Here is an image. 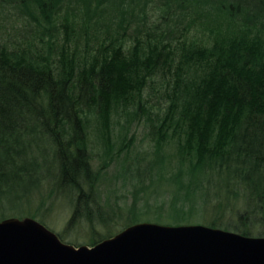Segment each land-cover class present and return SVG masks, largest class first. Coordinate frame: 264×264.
I'll list each match as a JSON object with an SVG mask.
<instances>
[{"label": "trees", "instance_id": "obj_1", "mask_svg": "<svg viewBox=\"0 0 264 264\" xmlns=\"http://www.w3.org/2000/svg\"><path fill=\"white\" fill-rule=\"evenodd\" d=\"M17 1L38 23L37 40L47 37L41 42L48 50L36 47L29 56L24 47L9 50L0 45V219H6L4 210L14 211L38 197V185L48 183V189L57 188L56 197L71 203L69 224L105 220L101 214L95 216L80 185L90 174L91 119L97 140L109 149L111 116L136 109V121L145 117L143 91L162 67L168 105L163 117H148L162 135L161 142L156 140L155 156H160L163 144L176 143L174 158L186 170L183 174L178 168L171 175L180 203L171 207V225L190 224L193 216L188 212L195 199L207 205L209 198L217 197L211 206L214 214H224L231 200L234 211L225 221L216 215L209 226L243 236L257 229L264 237V22L255 18L252 23L231 24V36L212 30L211 46H186L184 41L171 46L170 41L143 33L125 49L120 17L129 11L130 0L118 8L119 23L112 16V26L100 13L104 0H73L83 5L84 18L77 28L66 15L71 11L76 16L72 4L62 6L68 0ZM158 1L170 19L172 0ZM174 1L182 18L205 2ZM27 2L36 6L41 18L29 12ZM237 3L227 5L229 14L240 10ZM63 7L60 40L50 32ZM139 21L147 24L146 19ZM76 33L84 42L81 49L79 38L77 43L73 39ZM28 208L26 214L31 215ZM136 218L138 214L128 220ZM104 239H91L88 245Z\"/></svg>", "mask_w": 264, "mask_h": 264}, {"label": "rangeland", "instance_id": "obj_2", "mask_svg": "<svg viewBox=\"0 0 264 264\" xmlns=\"http://www.w3.org/2000/svg\"><path fill=\"white\" fill-rule=\"evenodd\" d=\"M124 1L126 0L103 1L100 13L106 19L107 26L111 24L112 16L119 23L118 8ZM130 1L132 3L129 6V11L120 17L123 20L120 33L123 31V35L126 37L123 40L125 49L131 47L137 34L143 33H151V36L170 41L171 46L178 45L180 41H184L186 46H211L213 43L212 30H219L220 34L231 36L232 33L229 32L233 28L231 24L252 23L255 22V18L258 22H264V19L259 17H264L262 8L264 7V0H204V5L201 4L200 8L199 6L194 8L193 12L185 18H182L181 9L172 0L169 5L171 8L170 19L164 10L160 9L158 0ZM231 2H238L240 10L235 14L227 12V5ZM26 4H28L26 6L31 14L41 18L33 3L27 2ZM68 4H72L73 11L77 14L71 16V11H69L70 15L68 12L66 15L77 28L81 17L84 18L81 14V6L83 5L80 4L78 7L75 1L68 0L63 2L62 6L66 7ZM64 7L61 12L62 16L57 20L56 29L50 32L60 40L62 32L58 25L63 22L62 17L66 10ZM142 8L144 9L142 10ZM26 12L25 7L17 0L0 1V45H5L10 48L9 50L24 47L30 56L34 54L36 47L41 51L48 50V47L47 44L44 45L41 42L47 37L40 36V41L37 40L36 34L39 25ZM140 19H146L147 24L141 25ZM40 24L41 27L45 26L43 21ZM112 25L113 23L110 26ZM115 25L113 28L119 35V24ZM204 25L207 26L203 27ZM170 31L173 32L170 33ZM76 32H78L77 29ZM95 32L93 29L92 35ZM101 34L102 31L96 36H101ZM76 36L78 37L73 39L79 38L81 49L84 42L79 37V33H76ZM75 42L77 43L76 40ZM164 74L165 70L162 67L159 68L157 74L150 78L151 82H149L148 87L143 91L142 99L147 117H141V120L136 121V109H132L126 115H123L122 111L119 110L111 116V145L109 149L102 141L97 140L96 133L93 131L96 128V122L91 119L88 128L87 148L90 158V174L86 183L83 181L80 185L82 192L85 193L84 197L94 209L95 216L101 214L105 220H100L98 224L96 222L91 224L87 220L69 224L73 211L71 203L67 202V198L56 197L57 188L48 189V183H44L42 187L41 183L38 185V197L35 198L34 196L30 202L27 201V205H22L14 211L4 210L6 218H33L57 234L58 237H63L61 239L63 242L75 246H89L91 239L98 241L107 238L105 237L107 235H116L128 224L130 226V224L148 222L177 226L171 225L167 218L172 205L180 204L174 196L171 175L175 169H181L183 174L186 173V170L174 158L176 143L163 144L161 151L158 152L160 156L158 158L155 156L157 151L156 140L160 141L162 135L160 129L152 128L150 123L152 118L151 120L148 119V117L154 118L156 115L163 117L164 109L168 105L165 98L167 76ZM147 110L150 112L149 115H147ZM166 138H168L167 135ZM77 194L78 191L72 193L74 197ZM211 195H213V191H211ZM209 199L210 202L207 205L202 204L199 199L191 202L192 212L188 213L192 214V221L190 224L184 223L180 226L201 225L213 228L209 226V221L216 218V215L222 216L223 221L230 218V213L234 211V200H231L232 203H229V208L224 214H214L211 206L216 202L217 197ZM28 207H30L29 214L31 215L26 214L29 211ZM21 210L25 212H18ZM135 214H138L139 218L129 221L128 218H132ZM218 229L227 231L223 227H218ZM256 231L257 229L250 237H261Z\"/></svg>", "mask_w": 264, "mask_h": 264}, {"label": "water", "instance_id": "obj_3", "mask_svg": "<svg viewBox=\"0 0 264 264\" xmlns=\"http://www.w3.org/2000/svg\"><path fill=\"white\" fill-rule=\"evenodd\" d=\"M0 264H264V237L143 222L75 247L33 218L11 217L0 220Z\"/></svg>", "mask_w": 264, "mask_h": 264}]
</instances>
